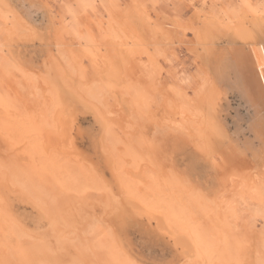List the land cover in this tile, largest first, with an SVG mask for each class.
<instances>
[{
    "label": "rangeland",
    "instance_id": "obj_1",
    "mask_svg": "<svg viewBox=\"0 0 264 264\" xmlns=\"http://www.w3.org/2000/svg\"><path fill=\"white\" fill-rule=\"evenodd\" d=\"M4 1L9 7L0 2V54L3 57L1 59H4L0 63V69L2 70H0V82L2 81V83H0V101L2 102L0 103V110L3 108V110H1L3 114L0 112V117H6L7 115L5 113H13L14 110L16 115H19L17 113L25 111L21 109L18 110L16 106L24 99L25 101H27L29 97H32L29 99H33L31 93L33 88L32 86H30L31 88L29 87L32 82L36 81L34 85L40 88L39 84L44 81L42 83L44 87L40 84L41 88L38 90H41V92L45 91V95L47 97L49 96V98H53L52 93L53 91L55 92L59 86V89L66 86L65 88H69V94L74 95V97L79 96L77 100L81 103V105H84V103L86 104L82 106L83 108H80L83 112L81 110H77L75 112L76 114L74 113L75 115L72 117L73 123L72 125L71 123L68 125L70 128V138L68 141L66 140V142L69 143L68 147H73L75 150L77 148L74 152L78 153L79 151V153L81 152V154H84V156L87 157H85L86 159H92V157H95L96 153L94 152L96 151L94 148L96 144L93 140L96 142L98 141L99 143L103 142L106 147H101L100 150H102L103 153H101V151L99 154H104L105 156L107 155L106 157L109 161H113V164L110 162L112 170H108L106 168L107 165L106 167L104 166L105 164L103 165L105 169L103 166H100L104 169L102 172L104 174L102 175L101 173L99 177L100 179L95 181L96 187H94V185L92 187L94 182L90 184L91 182L85 178H81L80 183H78L75 179L67 181L65 174L62 179L64 180L63 184L65 187L62 186V183V185L60 183H55L53 179L49 178L50 180L47 181V179H44L43 176H41L43 178L41 179L40 175H33L32 179H28L29 177L26 173H22V170L13 166L14 163L12 162V157L14 154H12L13 151L10 150L13 149L12 143L14 142L15 145L17 143L19 146L24 142H20L19 139H22L21 136L15 137L16 134L13 132V129L12 131L10 130L8 133L11 138L7 137L9 141L6 142L5 146H3L4 144L2 143L0 144V153L3 151V153L0 154V172H3L2 177L6 179V183H8L7 185L10 187V191H8L10 194L8 197L7 190L5 189L4 192L2 191L4 194L7 192V195L5 194L6 196L3 197V200L0 199V206L2 205V201H8L11 197V200L8 201L9 204H7L9 206L6 205L8 210H6L9 211V216H11V218L13 217V220H16L15 222L18 224V235L15 236L12 234L14 236L12 237L14 240L9 243V253L12 256L8 257L3 252H0V264L171 263L175 256L178 257L181 254V249L176 247L174 244V237L168 236L165 233L166 231H161L155 227L156 225L153 221L148 223V219L144 215H141L140 217V215L130 212L133 215L132 216L129 212H125V214L120 213V215H118V217L120 216V219H118L116 218L117 215L114 216L116 212H111V208L118 200L126 196L122 193L119 186L121 184V177L122 179L124 177L125 179L128 178L127 180L124 179L125 181L129 180V182L131 181L130 183L134 186L139 188L141 187L140 189H142L141 192L143 193L144 198L153 200H156V198L153 197H157L159 199L163 198L160 200L164 203V206H168V208L173 210H170L172 212L170 215L168 214L169 216H163L164 221H170L173 223L171 225L176 226V224L178 225L177 221L179 220V215H182L181 219L183 218L182 220L185 222V216L180 213V210L175 204L177 196H179L176 195L177 190L175 193L172 192L173 189L169 186L170 181H167V179L171 175L173 176V174L177 177L179 176L178 178L189 186H192L191 191L185 190L183 193L184 196H182V198H178L181 199V203L179 204L180 209L186 208L183 206L187 203L194 208V202L191 199L194 198L196 193H204L203 195H205V197L203 200L205 202L209 197L210 199L208 201L210 203H216L218 207L217 209L219 210L218 212H221L220 208L222 209L223 207L224 209V211L222 209L220 214L221 217L219 216V221L217 223L210 220L212 219L211 214L214 212V210H211L213 207L210 209L208 206H201L202 203L199 206L203 207V209L196 206L197 209L201 208L202 210L198 209L200 211L199 212L195 208V211L192 214L193 217H190L192 224H188L192 226L195 232L197 231L198 234L204 237L208 250H206L205 253L203 252V254H200V257L193 259L192 264H246L244 260H246L247 257L248 261L251 259L250 262L253 261L256 264L257 262L254 261V259H256V255L260 256L262 253L264 254V239H262V235H264V205H261L264 204V201H260L264 198V192L261 191V188L258 185L263 182L259 181L260 183L256 184L253 181H249L250 183H247V181H240L239 183H235V185L237 184L236 188H234V185L232 187L234 190L232 189L231 191L227 190V187H225L226 189L218 187L216 183L217 180L215 179L218 174L216 173L215 175L209 166L210 164L206 163L208 160H206L204 156H202L195 148H191L193 146H191L192 144L189 143V140H193V138L187 134L188 130L185 129L183 132L180 128V121L182 120L181 112H187L188 114H186L191 116L192 119L195 120V123H198V117L201 115L199 118L201 119L205 111V109H203V98L209 93L210 81L206 78L207 76L205 75V71H202L200 68V62L196 58L197 54L195 55L197 49L199 47L201 48V44L206 37H209L205 45L207 48L215 47L218 48V50H221L224 47H228L229 44L226 37L232 32L230 29L241 22L247 26L253 21L264 25V0ZM24 10L27 13H25ZM14 15L19 18L22 17L21 20L19 21L18 18L15 19L16 16L14 17ZM227 32H229V34ZM198 33L202 37L200 35L198 36ZM36 36L38 37V40ZM39 37L41 39H39ZM7 44L11 47L7 46ZM231 45L234 49H236L237 45ZM6 48L10 50H7ZM4 52L9 54L7 55ZM48 56L50 58H48ZM10 58H12V60ZM23 59L27 61L31 60V65H26L27 67L30 66L28 67L29 69H32L30 71L32 74H30L31 78L22 74V71L25 69H21V66L24 64L21 66L20 64L21 62H26ZM205 69L206 67H204L203 70ZM2 72H5L6 77L8 76L6 79L4 78L5 75L4 77L2 76ZM29 79L33 81L31 82ZM5 80H8L9 83L14 82L15 84L12 83V85L7 86L5 84H7L8 81L5 83ZM22 81L24 85L27 83V86H24L25 88H22ZM20 83L22 84V87H20ZM13 84L17 88L18 93L20 91L22 92L19 93L18 96L22 95L21 97H23V94L25 93L24 97L25 95L27 97H23V99L18 97L22 100H18L17 98V101L16 99H13V93L15 94V91H17L15 87H12ZM28 87L30 89H28ZM6 89L12 91V95H8ZM23 89H25V92L22 91ZM26 89H28L29 92ZM135 90L137 92H135ZM26 91L28 93H26ZM140 93L141 95L143 94V97L141 96L142 99H140ZM29 94L31 95L29 96ZM7 96L11 98L9 99ZM6 98H8V100ZM224 98L225 100H223L222 103L223 112L221 113V116L225 118L231 135L235 132V127L238 123L242 125L243 130L239 134L241 146L250 143L255 149L258 148L256 153H260H257V155L259 154L262 156L263 151H261V139L264 135V127L258 134L249 130L250 124L248 120L254 114L253 108L237 93L229 92L224 96ZM16 102L19 103L17 104ZM26 103H28V101L25 102V104ZM12 104L16 106H12ZM24 105L22 106L24 107ZM22 106L20 105V108H22ZM5 107H7L8 111L3 112L6 110ZM17 107H19V105ZM99 110L101 113H99ZM11 113L7 116V119L12 116L11 119L15 120L12 124L15 126L14 123L18 120V117L20 118V116L16 117L15 114L13 115ZM29 113L30 112H28V114ZM77 113H79V115ZM22 114L23 113L20 115ZM96 117H99V119ZM173 118L175 120H173ZM17 123L18 122H16V124ZM174 128H176L177 131L176 129L174 130ZM183 133L187 136L185 134L183 136ZM179 135H182L183 137ZM181 143H183V146ZM132 145L135 151L132 149ZM10 146L12 147L10 148ZM127 146L129 149L125 148ZM120 147L122 148V152L121 150H118ZM130 147L134 152L132 153L135 154V152H137V158H141L140 160L143 161L141 162L139 160L142 164H140L142 168L137 166L136 163V165H133L132 162H135V159H133L134 155L131 156L133 158L129 156L125 157L127 159L124 158V150H128L129 152V150H131ZM100 150L98 149V151ZM6 151L7 154H5ZM117 151L122 154L124 153L123 156L121 153L118 154ZM217 152L216 154L219 156L220 154ZM104 155L103 157H105ZM119 155H121L123 159ZM114 158H118V161L120 160V164L122 163V166L125 167L123 168L124 170L122 176H119V174L116 176L118 178L112 174V172L116 173L117 169L113 160ZM130 158L133 161L129 160ZM248 159H252V164L254 163L253 156L251 154H248ZM96 160L92 159L91 161ZM126 160H129L130 163L128 164L129 161L127 162ZM203 161L205 162L202 163ZM126 162L128 165L124 164ZM238 162V159L233 162L234 165L232 167L237 166ZM24 163L25 165H23L27 167V163ZM196 165L199 166L196 167ZM131 166L137 167V172L141 175L134 174V170L132 169H135V167L133 168ZM190 166H193L192 169H190ZM125 169L129 171H126ZM146 169H148L149 172ZM149 169H151V171H155V174H152L153 171L151 172ZM157 170L159 172L162 170L161 174L164 173V175H161L157 172ZM197 170L200 172H197L199 174L196 173ZM124 172L126 174H124ZM6 174L8 176H6ZM220 174H222V172H220ZM231 174L232 171L229 175ZM227 175L218 176L221 177L220 179L223 181L228 177ZM128 176L136 178L138 181ZM82 179L84 181H82ZM85 181L90 185L85 183ZM167 182L169 183L167 184ZM143 184H146L145 186L148 188H144L145 186L143 187ZM209 184L211 185V189ZM248 184L249 186H252L249 188ZM149 186L151 187L150 191ZM45 187L48 192H46ZM61 188L64 189L61 190ZM53 189H55V192ZM168 190L169 192H167ZM43 192H45V194ZM157 192L159 193L157 194ZM12 195L15 196L13 197ZM238 195L239 198H237ZM55 196L57 197L55 198ZM166 199L168 202H166ZM56 201H59L57 202L58 205H56ZM1 207L2 208L0 209L2 211V209H4V204ZM174 209H176V211ZM225 209H227L228 212ZM176 213H178V216ZM201 213L203 214L201 215ZM246 220L247 222H245ZM0 222H2V220ZM188 222H190L189 218ZM108 223L112 225L114 223L113 226H116V228L113 227L114 234L118 241L117 243H120L122 246L121 248L124 252H121L123 253H113L111 251L108 244L109 241L107 240L110 235H106L108 234L107 232L103 233L104 231L111 229L110 227L112 225H109ZM227 226L230 230L226 228ZM20 227H22V229H20ZM96 228L99 231L102 229L105 230L99 232ZM34 235L37 237L35 238ZM97 236H105L106 241L99 240V237L97 238ZM118 236L120 240H123L120 241ZM216 236L221 237H219L220 242ZM236 237L238 238L234 240ZM243 237L246 239H242ZM238 239L240 241H238ZM215 240L218 241L216 242ZM258 241L260 242L258 243ZM214 242L215 244H213ZM252 242H255L256 244H252ZM61 244H63V246ZM257 244L258 246H262V248L260 247L259 250L256 249L258 248ZM247 248L249 251L246 250ZM242 249L244 250L243 252L241 251ZM176 250L177 252H180L178 253L179 255ZM118 253H120L121 256ZM117 255L119 257H117ZM180 259L177 264L185 262L182 257ZM253 262L250 264H253ZM172 264H176V261L172 262Z\"/></svg>",
    "mask_w": 264,
    "mask_h": 264
},
{
    "label": "bare ground",
    "instance_id": "obj_2",
    "mask_svg": "<svg viewBox=\"0 0 264 264\" xmlns=\"http://www.w3.org/2000/svg\"><path fill=\"white\" fill-rule=\"evenodd\" d=\"M28 1V0H27ZM0 2L3 4H5V1L4 0H0ZM30 2V1H29ZM25 3V2H24ZM28 4V2H27ZM30 4V3H29ZM7 5V4H5ZM32 5V3H31ZM30 5V6H31ZM34 5V4H33ZM1 6V5H0ZM8 6V5H7ZM13 6V5H12ZM27 6V5H26ZM9 7V6H8ZM13 8V7H12ZM11 9V8H9ZM26 9V8H24ZM25 12V10H24ZM27 13V12H25ZM24 13V14H25ZM16 15H14L15 17ZM13 17V16H12ZM21 17V16H20ZM28 17V16H27ZM19 19V21L21 20V18H19L18 16L15 17V19ZM14 19V18H12ZM26 19V18H25ZM141 21V20H140ZM147 22V21H146ZM262 22V21H261ZM14 23V22H13ZM23 23V22H22ZM26 23V22H24ZM31 24V23H30ZM143 24V23H142ZM29 25V24H28ZM33 25V24H31ZM35 27V26H34ZM143 27V26H142ZM141 27V28H142ZM28 29V28H27ZM33 29V27H32ZM38 29V28H37ZM36 29V30H37ZM143 29V28H142ZM44 30V29H43ZM202 30V29H201ZM232 32L229 34V32H227L229 35H227V39H228V44L229 46L228 47H224L223 49L221 50H218V48H215V47H205L206 43H207V40L209 39V37H206L204 39V41L202 42V46L201 48L199 47L197 49V52L195 53V55L197 56L196 58L198 59V61L200 62V68L202 71H205V75L207 76L206 78L210 81V89H209V93L206 94L207 96H205L203 98V106L205 109L204 111V115H202L201 119L200 116L198 117V123H195L194 119H192L191 116L187 115L188 113L187 112H181L182 113V120L180 121V128L183 130L186 129L188 130L187 134H189V136L191 138H193V140H189V143L192 144L191 148H195L202 156H204L206 158V160H208V162H206L207 164H210L209 166L211 167L212 171L215 173L218 174V175H227L228 173V177L222 181V179H220L221 177H219L218 175L215 177V179L217 180V186L218 187H221V188H225L227 187V190L231 191L233 188V186L235 185V183H239L240 181L242 182H246L247 183H250L249 181H253L255 182L256 184L260 183L259 181H262L263 183L261 184H258L261 188V191L264 192V135L262 137V156L261 155H257V153H260V152H257L256 151L258 150V148H254L250 143L244 145V146H241L240 144V139H239V134L241 133V131L243 130V126L240 125L239 123L237 124V126L235 127L236 130L235 132L233 133V135H231L230 131H229V128H228V125L226 124V121H225V118H223L221 116V113L223 112V108H222V103H223V100H225L224 96L227 95L229 92H232V93H237L242 99H244L245 101L248 102V104L253 108L254 110V114L252 117H250V119L248 120L250 126H249V130L253 131L254 133L258 134L261 129L264 127V25H261L259 23H256V22H252V23H249V25L247 26L246 24L244 23H240L238 25H236L235 27H233L232 29ZM229 30V31H230ZM98 31V30H97ZM195 31V30H194ZM51 32V31H49ZM199 32V31H198ZM33 34V32H32ZM37 34V33H36ZM42 34V33H41ZM40 34V35H41ZM39 35V36H40ZM200 34L198 33V36ZM203 35V34H202ZM210 35V34H209ZM223 35V34H222ZM38 36V35H37ZM36 36V37H37ZM196 36V35H195ZM201 36V35H200ZM205 36V35H204ZM203 36V37H204ZM217 36V35H216ZM30 37V36H28ZM32 37V36H31ZM42 37V36H41ZM46 37V35H45ZM202 37V36H201ZM200 37V38H201ZM214 37V36H213ZM221 37V36H220ZM10 38V37H9ZM12 38V37H11ZM137 38V37H136ZM217 38V37H216ZM224 38V36H223ZM36 39V38H35ZM39 39H41L39 37ZM50 39V38H49ZM215 39V37H214ZM222 39V38H221ZM11 40V39H9ZM37 40H38V37H37ZM216 40V39H215ZM218 40V39H217ZM4 41V40H3ZM53 41V40H52ZM201 41V40H200ZM11 42V41H10ZM22 42V41H21ZM32 42V41H31ZM44 42V41H43ZM50 42V40H49ZM198 42V41H197ZM212 42V41H210ZM227 42V41H226ZM13 43V42H12ZM27 43V42H26ZM53 43V42H52ZM209 43V42H208ZM195 44H196V41H195ZM213 44V43H212ZM222 44V43H221ZM224 44V43H223ZM231 44H235L237 45L236 49L233 48V46ZM3 45V44H2ZM18 45V44H17ZM225 45V44H224ZM234 45V47H235ZM241 45H242V48H241ZM7 46H9L7 44ZM6 46V47H7ZM22 46V45H21ZM41 46V45H40ZM47 46V45H46ZM196 46V45H195ZM211 46V45H209ZM215 46V44H214ZM220 46V45H219ZM226 46V45H225ZM11 47V46H9ZM45 48V47H44ZM7 50H10L8 48H6ZM5 49V50H6ZM20 49V48H19ZM6 50V51H7ZM22 50V49H21ZM48 50V49H47ZM39 51V50H38ZM159 51V50H158ZM196 51V50H195ZM12 52V51H11ZM16 52V51H15ZM20 52V51H19ZM24 52V50H23ZM3 53V52H1ZM5 53V52H4ZM5 54H9V53H5ZM19 54V53H18ZM43 55V54H42ZM45 55V54H44ZM19 56V55H18ZM25 56V55H24ZM10 57V56H9ZM22 57V56H21ZM30 57V56H29ZM53 57V55H52ZM58 57V56H57ZM1 58H3L0 54V63L1 61H3ZM5 58V56H4ZM40 58V57H39ZM48 58H50L48 56ZM12 60V58H10ZM16 59V58H15ZM6 60V59H5ZM20 60V58H19ZM25 60V59H23ZM22 61V59H21ZM26 61V62H25ZM23 62L25 63H22L20 64V66L22 64L25 65H22L21 66V69H25L22 71V74L26 75V76H30L31 74V68L29 69L28 67L30 66H26L27 64L28 65H31V60L30 61H27L25 60ZM46 61V60H44ZM14 62V61H13ZM18 62V61H17ZM47 62V61H46ZM52 62V61H51ZM5 63V61H4ZM9 63L11 64V62L9 61ZM71 63V62H69ZM9 64V65H10ZM18 64V63H16ZM2 65V64H1ZM12 65V64H11ZM33 65V64H32ZM52 65V64H51ZM55 65V64H54ZM4 66V65H3ZM40 66V65H39ZM50 66V65H48ZM56 66V65H55ZM72 66V65H71ZM2 67V66H1ZM13 67V66H11ZM36 67V65H35ZM204 67H206L205 70ZM5 68V67H4ZM2 68V69H4ZM8 68V67H7ZM15 68V67H13ZM56 68V67H55ZM53 68V69H55ZM61 68V67H60ZM12 69V68H11ZM17 69V67H16ZM48 69V68H47ZM1 70V69H0ZM20 70V69H19ZM39 70V69H38ZM67 70V69H66ZM2 71V70H1ZM0 71V72H1ZM18 71V70H17ZM117 71V70H115ZM34 72V71H32ZM40 72V71H39ZM43 72V70H42ZM3 73V77L5 75V72H2ZM18 73V72H17ZM21 73V72H20ZM37 73V72H36ZM118 73V72H117ZM54 74V72H53ZM56 74V73H55ZM32 75V74H31ZM59 75V74H58ZM67 75V74H66ZM118 75V74H117ZM203 75V73H202ZM10 76V74H9ZM22 76V75H21ZM36 76V75H35ZM55 76V75H54ZM61 76V75H60ZM120 76V75H119ZM8 77V76H7ZM6 75H5V79L7 78ZM18 77V75H17ZM1 78V77H0ZM10 78V77H9ZM8 78V79H9ZM19 78V77H18ZM59 78V77H58ZM64 78V77H63ZM69 78V77H68ZM11 79V78H10ZM9 79V81H10ZM60 79V78H59ZM2 80V79H1ZM12 80V79H11ZM18 80V79H17ZM21 80V79H20ZM31 82L33 80L29 79ZM42 80V79H41ZM62 80V79H61ZM6 81L8 80H5V83ZM8 83L5 84L7 86L9 85H12V83ZM27 81V80H26ZM39 81V80H38ZM38 81H37V84H38ZM59 81V80H58ZM67 81V80H66ZM75 81V80H74ZM11 82V81H10ZM25 82V81H24ZM28 82V81H27ZM30 82V83H31ZM36 82V81H35ZM35 82H32L30 86H32L33 90H32V96H33V99H29V98H32V97H29L27 99L28 103L25 104V99H23L24 97V94H23V97H21L22 95L18 96L19 93H22L21 91L18 93V90L17 88L15 87V83L13 84L12 87H15L17 91H15V94L13 93L14 97L13 99H16L17 101V98L18 97H21V98H18V100H22L21 103H17L19 105V107H17L16 105L12 104V106H16V108H18V110H25L24 112H21L23 113L22 115H20L21 113H17L19 115H16L15 114V110L13 113L11 112H8L9 114H15L16 117L17 116H20V118L18 117L16 120V122H18L16 124V122L14 123L15 126L12 124L15 120H12L11 117L9 119H7L8 115L7 113H5L7 116L3 117L2 116V112L1 110H3V108L0 110V112L2 113L1 116L2 118L0 117V144H4L3 146L6 145V142H8V138L7 137H10V134L8 133L10 130L12 131L13 129V132H15L16 136H21L22 139H19L20 142H24L22 143V145H19L16 143L13 144V149H10L8 151L12 152V154H14V156L12 157V162L14 163L13 166L16 167V168H19V170H22V173H26V175L29 177L28 179H32L33 175H40L43 176L44 179H47V181H49L50 179H53V181L55 183H64L62 180L63 179V175L65 174V176L67 177V181L69 180H76L78 183H80L81 181V178H85L86 180H89L92 184L94 182V184H92V187L94 185V187H96L95 185V181H97L98 179H100V174L104 171L106 165H107V169L108 170H112L111 169V166L110 165V162H112L111 164H113V161H109V159L105 156L103 157V155H100L99 152H101L102 150L101 147H106L104 146V143L103 142H96L93 140V142H95V150L94 152L95 153V157L92 159L96 160V161H91L92 159H86L87 157L84 156V154H81V152L78 153L77 152H74L75 149L72 148H69L68 147V144L66 142V140L68 141L69 138H70V128H69V124L73 123V116L76 114L75 112L77 110H81L80 108H83L82 106L86 105L84 103V105L81 103H79V101L77 100V98L79 97H74V95L72 94H69L68 90L69 88H65V87H62L59 89V87L57 88V90L53 93H52V97L53 98H49V96L47 97L45 95V91L44 92H41V90H38L41 88L40 84H42L43 82H41L39 84V87L38 86L36 87V85H34ZM40 82V81H39ZM62 82V81H60ZM2 83V81L0 82ZM4 83V82H3ZM17 83V82H16ZM21 84V83H20ZM22 84H23V81H22ZM22 84L20 87H22ZM27 84V83H26ZM24 85L23 84V87L22 88H25L24 86H27V85ZM48 84V83H46ZM65 84V83H64ZM63 84V85H64ZM73 84V83H72ZM18 85V84H17ZM49 85V84H48ZM47 85V86H48ZM60 85V84H59ZM50 86V85H49ZM2 87V86H1ZM28 87V89H30ZM42 87L43 84H42ZM57 87V86H56ZM54 87V88H56ZM6 88V86H5ZM4 88V89H5ZM52 88V87H51ZM10 89V88H9ZM11 89H14V88H11ZM20 89V88H19ZM26 89V90H28ZM73 89H74V86H73ZM7 90V89H6ZM21 90V89H20ZM25 89H23L22 91H24ZM50 90V89H48ZM72 90V89H70ZM79 91V90H77ZM95 91V90H94ZM6 92V91H5ZM8 92V95L11 94L12 95V91H9L7 90ZM25 92V91H24ZM29 92V90H28ZM26 91V93H28ZM48 92V91H47ZM135 92H137L135 90ZM183 92V91H182ZM17 93V94H16ZM73 93V92H72ZM76 93V92H75ZM74 94V93H73ZM187 94V93H185ZM31 94H29L30 96ZM138 95V94H137ZM143 95V94H142ZM141 93H140V99L141 98ZM76 96V94H75ZM139 96V95H138ZM222 96H223V99H222ZM4 97V96H3ZM8 97V96H7ZM25 97H27L25 95ZM24 97V98H25ZM143 97V96H142ZM9 99L11 97H8ZM8 98H6L8 100ZM89 98V97H88ZM190 98V97H189ZM5 99V97H4ZM41 99V100H40ZM138 100H139V97H138ZM11 101V100H10ZM9 101V103L11 104V102ZM30 101V102H29ZM83 101V100H82ZM13 102V101H12ZM15 102V101H14ZM89 102V101H88ZM0 103H2L0 101ZM15 103V104H16ZM25 105H24V104ZM207 103V104H206ZM4 105V104H3ZM2 105V106H3ZM20 105H24V107L22 106V108H25V109H22L20 108ZM90 105V104H89ZM92 105V104H91ZM198 106V105H197ZM4 107V106H3ZM196 107V106H195ZM202 107V106H201ZM6 110L3 111V112H6L8 111L7 110V107H5ZM15 108V107H13ZM98 109V108H97ZM17 110V109H16ZM85 110V109H84ZM88 110V108H87ZM82 111V110H81ZM93 111V110H92ZM95 111V110H94ZM18 112V111H17ZM20 112V111H19ZM28 112H30L28 114ZM83 112V111H82ZM85 112V111H84ZM96 112V111H95ZM226 112V111H224ZM75 113V114H74ZM99 113H101V111L99 110ZM187 113V114H186ZM25 114V115H24ZM79 115V113H77ZM92 114V112H91ZM224 114V113H223ZM222 114V115H223ZM24 115V116H23ZM100 115V114H99ZM97 115V116H99ZM226 115V114H225ZM96 116V115H95ZM101 116V115H100ZM105 116V115H104ZM195 116V115H193ZM94 117V116H93ZM102 117V116H101ZM95 118V117H94ZM97 118V117H96ZM99 119V117L97 118ZM173 120H175L173 118ZM102 121V120H101ZM236 121V120H235ZM77 122V121H76ZM174 122V121H173ZM241 122V121H240ZM237 123V122H236ZM94 124V123H93ZM176 124V123H175ZM242 126V127H241ZM71 127V126H70ZM106 127V126H105ZM179 127V126H177ZM176 127V128H177ZM100 128V127H99ZM125 128V127H124ZM169 128V127H168ZM174 128V130L176 129ZM178 129V128H177ZM176 129V131H177ZM170 130V129H169ZM90 131V130H89ZM175 131V132H176ZM180 131V130H178ZM79 132V131H78ZM83 133V132H82ZM182 133V132H181ZM98 134V133H97ZM179 134V133H178ZM185 133H183L182 135L184 136ZM13 135V134H12ZM87 135V134H86ZM182 135H179V136H182ZM186 135V134H185ZM101 136V135H100ZM182 136V137H183ZM187 136V135H186ZM6 137V138H4ZM14 137V138H15ZM110 137V136H109ZM11 138V137H10ZM190 138V139H191ZM72 139V138H71ZM127 139V137H126ZM182 139V138H181ZM187 139V138H186ZM74 140V139H73ZM176 140V139H175ZM100 141V140H99ZM74 142V141H73ZM178 142V141H177ZM108 143V142H107ZM105 143V144H107ZM182 146H183V143H181ZM11 145V143H10ZM108 145V144H107ZM188 145V144H187ZM249 145V146H248ZM131 146V145H130ZM12 146H10L11 148ZM71 147V146H70ZM109 147V146H108ZM133 147V145H132ZM160 147V146H159ZM178 147V146H177ZM180 147V146H179ZM1 148V146H0ZM8 148H9V145H8ZM111 148V147H109ZM127 149V147H125ZM98 149L100 151H98ZM118 149V148H117ZM122 148L120 147V149L118 150H121ZM124 149V148H123ZM131 149V147H130ZM134 149V147L132 148ZM131 149V150H132ZM4 150V149H3ZM70 150V151H68ZM77 150V148H76ZM75 150V151H76ZM105 150V148H104ZM111 150V149H110ZM129 150H124L125 151V154H124V158L125 157H131L133 159H135V162L130 158L129 160L133 161V165L136 163L137 166H140L141 167V162H143L142 160H140L141 156L139 157L140 159L137 158V152H135V154H133V150L131 151ZM195 150V151H196ZM260 150V149H259ZM5 151V150H4ZM135 151V149H134ZM184 151V150H183ZM218 151V152H217ZM93 152V151H92ZM122 152V150H121ZM120 152V153H121ZM133 152V153H132ZM140 152V151H139ZM175 152V151H174ZM180 152V151H179ZM217 153H219L220 155L218 156ZM3 153V151H2ZM0 153V154H2ZM103 153V151L101 152ZM112 153V152H111ZM118 154H120L118 151H117ZM130 153V154H129ZM7 154V151L6 153ZM122 154V153H121ZM122 154V156H123ZM179 154V153H178ZM248 154H251L253 156V164H252V159L249 160L248 159ZM11 155V154H10ZM8 155V156H10ZM141 155V153H140ZM171 155V154H170ZM177 155V154H176ZM191 155V154H190ZM194 155V154H193ZM121 156V155H119ZM121 156V157H122ZM139 156V155H138ZM7 157V156H6ZM86 157V158H85ZM109 157V156H108ZM114 157V156H113ZM112 157V158H113ZM117 157V156H116ZM195 157V155H194ZM1 158V157H0ZM120 158V157H119ZM200 158V157H199ZM259 158H262V159H259ZM108 159V160H107ZM111 159V158H110ZM123 159V157H122ZM127 159V158H125ZM124 159V161H125ZM170 159V158H169ZM193 159V157H192ZM197 159V158H196ZM195 159V160H196ZM239 160L237 166H234L232 167L234 164L233 162H235L236 160ZM114 160V163L117 167L116 169V173H113V176H117L119 174V176H122L123 174V167L122 166V163L120 164V160L118 161V158L117 159H113ZM128 160V161H129ZM141 162H140V161ZM205 160V159H204ZM127 161V160H126ZM127 161V162H128ZM192 161V160H191ZM250 161V162H249ZM26 162L28 165L27 167H25V163ZM90 162V163H89ZM109 162V163H108ZM122 162V161H121ZM124 163V164H127ZM199 162H200V159H199ZM205 161H203L202 163H204ZM8 163V161H7ZM130 163V161L128 162V164ZM241 163V164H240ZM244 163V164H243ZM24 164V165H23ZM105 164V165H104ZM127 164V165H128ZM135 164V165H136ZM141 164V165H140ZM196 164V163H195ZM199 164V163H198ZM206 164V165H207ZM105 167H104V166ZM191 165V163H190ZM203 165V164H202ZM205 165V166H206ZM100 166H103L104 169ZM189 166V165H188ZM194 166V165H193ZM193 166H190L192 169ZM199 166V165H198ZM196 165V167H198ZM207 166V167H209ZM1 167V165H0ZM24 167V169H23ZM90 167V168H88ZM133 167V166H131ZM135 167V166H134ZM133 167V168H134ZM147 167V166H146ZM206 167V168H207ZM9 168V167H8ZM127 168V167H126ZM137 167H135L136 169ZM139 168V167H138ZM149 168V166H148ZM187 168V167H186ZM195 168V167H194ZM205 168V167H204ZM129 169V168H128ZM135 169H132L134 170V174H140L137 172V169L135 171ZM156 169V168H155ZM201 169V168H200ZM126 171H129L127 169H125ZM143 170V169H142ZM148 171V169H146ZM151 171V169H149ZM189 170V169H188ZM187 170V171H188ZM194 170V169H193ZM202 170V169H201ZM200 170V171H201ZM6 171V170H5ZM125 171V172H126ZM139 171V169H138ZM145 171V169H144ZM143 171V172H144ZM153 171V170H152ZM151 171V172H152ZM172 171V170H171ZM190 171V170H189ZM210 171V170H208ZM232 171V174L229 175V173ZM18 172V171H17ZM128 173V172H126ZM132 172V171H131ZM149 172V171H148ZM155 171L152 172V174H155L154 173ZM157 172H159L157 170ZM199 172L198 170L196 171V173ZM212 172V173H213ZM220 172H222V174H220ZM3 173V172H2ZM2 173L0 172V199L3 200V197L7 195V192L10 191L8 187L9 185H7L8 183H6V179L4 177H2ZM142 173V172H141ZM160 174L162 173V170L161 172H159ZM158 173V174H159ZM174 173V171H173ZM192 173V172H191ZM190 173V174H191ZM195 173V172H194ZM200 173V172H199ZM197 173V174H199ZM5 174V173H4ZM104 173H102L103 175ZM130 174V173H129ZM133 174V175H134ZM146 174V173H145ZM172 174V173H171ZM170 174V175H171ZM183 174V173H182ZM193 174V173H192ZM128 175V174H127ZM126 175V176H127ZM141 175V174H140ZM144 175V174H142ZM147 175V174H146ZM161 175H164L161 174ZM168 175V176H170ZM181 175V174H180ZM6 176H8L6 174ZM136 176V175H135ZM145 176V175H144ZM153 176V175H152ZM166 176V175H165ZM130 177V176H128ZM141 177V176H140ZM150 177V176H148ZM159 177V176H158ZM179 177V176H178ZM176 175L173 174V176L171 175L167 181H170V185L171 186L170 188L173 189L172 192L175 193V191L177 190V194L176 195H179L177 196V200L175 201V204L177 206V208L180 210V213H182L185 218H186V221L184 222L182 219H181V216L179 215V220L177 221L178 222V225L176 224V226H173L171 224L170 221H164V218L163 216L164 215H170L171 212L173 211L172 209L168 208V206H164V203L160 200V199H163V198H157V197H153V198H156V200H153V199H147V198H144L143 196V193L141 192L142 189H140L139 187H136L134 186L133 184H131L128 181H125L127 179H125L123 177H121V184L119 185L120 186V189L122 190V193L125 194L126 196L125 197H122L120 200H118L114 206H112V211L111 212H116L114 216H116V218L120 219L118 217V215H120V213L122 214H125L126 213H136V215H144L148 220V223H151V221H153L155 223V227H157L159 230L161 231H166L165 233L170 236V237H174V244L176 247H178L179 249H181V254L179 255L178 253L180 252H177V254L179 255L178 257L175 256V260L173 259L172 262H175L176 261V264L178 262V260L182 257L184 259L185 262H183L184 264H192V260L197 258V257H200L199 255L200 254H203V252L205 253L207 249L206 247V241L204 240V237H202L200 234L197 233V231L195 232V230L192 228L191 225H189L188 223L192 224L191 222V219L190 217H193L192 214L194 213L195 211V208L196 206H199L201 203V206H208L210 209L211 207H213V209L211 210H214V212H212L211 214V218L210 219L211 221L213 220V222H217L218 223V219H219V216L222 212V209L220 208L221 212H218L219 210L217 209V205L216 203H210L208 200L210 199L208 197V199H206V202L203 200L205 195L201 194V193H196V195L194 196V198H190L193 202H194V208L192 206H190L188 203L183 206V207H186L184 209H180V203H181V199H178V198H182V196H184V192L185 190H188V191H191L192 189V186H189L188 184H186L185 182H183L182 180H180ZM41 177V179H43ZM50 178V179H49ZM118 178V177H116ZM120 178V177H119ZM132 179H136V178H133V177H130ZM165 178V177H164ZM210 178V176H209ZM26 179V178H25ZM66 179V178H65ZM82 179V181H84ZM93 181H92V180ZM103 179V178H102ZM125 179V180H124ZM131 179V180H132ZM145 179V178H144ZM149 179V178H148ZM151 179V178H150ZM212 179V178H211ZM215 179H214V182H215ZM105 180V179H104ZM137 180V179H136ZM166 180V179H165ZM52 181V180H51ZM88 181V182H89ZM118 181V180H117ZM138 181V180H137ZM150 181V180H149ZM158 181V180H157ZM160 181V180H159ZM8 182V181H7ZM41 182V181H39ZM66 182V181H65ZM119 182V181H118ZM119 182V183H120ZM141 182V181H140ZM139 182V183H140ZM153 182V181H152ZM23 183V182H22ZM50 183V182H49ZM72 183V182H71ZM77 183V184H78ZM83 183V182H82ZM85 183H87L85 181ZM117 183V182H116ZM143 183V182H142ZM169 182H167L168 184ZM246 183V184H247ZM252 183V182H251ZM51 184V183H50ZM61 184V185H62ZM68 184V183H67ZM88 184V183H87ZM88 184V185H90ZM147 184V182H146ZM145 184V185H146ZM253 184V183H252ZM136 185V184H135ZM139 185V184H138ZM143 184V187L145 186ZM210 185V184H209ZM237 185V184H236ZM236 185L234 186V188H236ZM251 185V184H250ZM16 186V185H15ZM53 186V185H52ZM63 187L64 184L62 185ZM118 186V187H119ZM141 186V184H140ZM148 186V184H147ZM147 186H145L144 188H148ZM151 186V185H150ZM149 186V191L151 189V187ZM168 186V187H169ZM242 186V185H241ZM244 186V184H243ZM249 186V184H248ZM252 186V185H251ZM249 186V188L251 187ZM55 187V185H54ZM142 187V188H143ZM155 187V185H154ZM213 187V186H212ZM215 187V185H214ZM32 188V187H31ZM58 188V187H57ZM106 188V187H105ZM7 190V192L4 194V190ZM64 189V188H61V190ZM119 189V190H120ZM210 189H211V185H210ZM216 189V187H215ZM226 189V188H225ZM45 190L46 192L47 189L45 187ZM54 192H55V189H53ZM57 190V189H56ZM146 190V189H145ZM170 190V189H169ZM169 190L167 192H169ZM234 190V189H233ZM236 190V189H235ZM238 190V189H237ZM3 191V192H2ZM16 191V190H15ZM18 191V190H17ZM43 191V190H42ZM41 191V192H42ZM58 191V190H57ZM60 191V190H59ZM147 191V190H146ZM148 191V192H149ZM154 191V190H153ZM160 191V190H159ZM253 191V190H252ZM14 192V191H13ZM12 192V193H13ZM21 192V191H20ZM217 192V191H215ZM238 192V191H237ZM11 193V194H12ZM18 193V192H17ZM32 193V192H31ZM45 194V192H43ZM153 193V192H152ZM155 193H156V190H155ZM159 192H157L158 194ZM161 193V192H160ZM171 193V192H170ZM213 193V192H212ZM231 193H234V192H231ZM9 192H8V197H9ZM20 194V193H19ZM168 194V193H167ZM183 194V195H182ZM236 194V193H234ZM25 195V194H24ZM57 195V194H56ZM147 195V194H146ZM154 195V194H152ZM161 195V194H159ZM186 195V194H185ZM213 195V194H212ZM229 195H230V192H229ZM233 195V194H232ZM253 195V194H252ZM13 196V195H12ZM15 196V195H14ZM13 196V197H14ZM46 196V195H45ZM49 196V195H48ZM173 196V195H172ZM209 196V195H207ZM243 196V195H242ZM255 196V195H253ZM257 196V195H256ZM7 197V198H8ZM57 196H55L56 198ZM147 197V196H146ZM149 197V196H148ZM160 197V196H159ZM163 197V196H161ZM174 197V196H173ZM228 197V196H227ZM231 197V196H230ZM6 198V199H7ZM119 198V197H118ZM165 198V197H164ZM171 198V197H170ZM175 198V197H174ZM207 198V197H206ZM232 198V197H231ZM239 198V195L238 197ZM253 198V197H252ZM255 198V197H254ZM5 199V198H4ZM13 199V198H12ZM16 199V198H15ZM47 199V198H46ZM186 199V198H185ZM189 199V198H188ZM259 199V198H258ZM0 200V202H1ZM8 200V199H7ZM9 200H11V197L9 198ZM8 200V201H9ZM106 200V199H105ZM113 200V198H112ZM184 200V199H183ZM190 200V201H191ZM215 200V199H214ZM8 201H2V205L4 204V209H0V221L2 220V222H0V252H3L6 256L10 257L12 256L9 252V243L11 241H13L14 239L12 237H14L12 234H14L15 236L18 235V227H17V223L15 222L16 220H13V217L11 218V216H9L8 212L7 211V204ZM36 201V200H35ZM233 201V200H231ZM255 201V200H254ZM260 201H264V198L263 200H260ZM27 202V201H26ZM59 202V201H56V203ZM61 202V201H60ZM166 202L167 199H166ZM165 202V203H166ZM183 202V201H182ZM185 202V201H184ZM187 202V201H186ZM195 202H196V205H195ZM105 203V202H104ZM264 203V202H263ZM60 204V203H59ZM65 204V203H64ZM169 204V203H167ZM174 204V205H175ZM192 204V203H191ZM235 204V203H234ZM261 204V202H260ZM1 205V206H2ZM7 205V206H6ZM12 205V204H11ZM58 205V203L56 204ZM171 205V204H170ZM247 205V204H246ZM261 205H264V204H261ZM0 206V208H2ZM37 206V205H36ZM199 206V207H201ZM226 206V205H225ZM6 207V208H5ZM13 207V206H12ZM48 207V206H47ZM60 207V206H59ZM58 207V208H59ZM166 207V208H164ZM232 207V206H231ZM230 207V208H231ZM251 207V206H249ZM104 208V207H103ZM189 208V209H188ZM203 209V207H201ZM199 209V210H202V209ZM227 208V207H226ZM7 209V210H6ZM110 209V208H109ZM197 209V208H196ZM197 209V210H198ZM247 209V208H246ZM258 209V208H257ZM46 210V209H45ZM48 210V209H47ZM172 210V211H170ZM176 211V209H174ZM198 210V211H199ZM227 210V209H225ZM239 210V209H238ZM259 210V209H258ZM119 211V212H117ZM124 211V212H123ZM193 211V212H192ZM217 211V212H216ZM224 211V209H223ZM45 212V211H44ZM105 212V211H104ZM110 212V214H111ZM200 212V211H199ZM210 212V210H209ZM216 212V213H215ZM228 212V210H227ZM258 212V211H257ZM51 213V212H50ZM49 213V214H50ZM66 213V212H65ZM109 213V211H108ZM130 213V214H131ZM211 213V212H210ZM225 213V212H224ZM247 213V211H246ZM264 213V211H263ZM12 214V213H10ZM48 214V213H47ZM177 216H178V213H176ZM175 214V215H176ZM203 213H201L202 215ZM250 214V213H249ZM57 215H60V214H57ZM107 215V214H106ZM132 215V214H131ZM135 215V214H134ZM168 215V216H169ZM173 215V214H172ZM209 215V214H208ZM227 215V213H226ZM109 216V215H108ZM133 216V215H132ZM247 216V215H246ZM56 217V216H55ZM143 217V216H142ZM190 220V222H188V218ZM205 217V216H204ZM221 217V216H220ZM48 218V217H47ZM108 218V217H107ZM112 218V216H111ZM167 218V217H166ZM175 218V217H174ZM252 218V217H251ZM49 219V218H48ZM104 219V218H103ZM115 219V217H114ZM117 219V220H118ZM129 219V218H128ZM209 219V217H208ZM225 219V218H223ZM233 219V218H232ZM4 220V222H3ZM22 220V219H21ZM113 220V219H112ZM111 220V221H112ZM238 220V219H237ZM248 220V218H247ZM247 220L245 222H247ZM254 220V219H252ZM251 220V221H252ZM115 221V220H114ZM124 221V220H123ZM122 221V222H123ZM131 221V220H130ZM138 221V220H137ZM207 221V220H205ZM210 221V222H211ZM249 221V222H251ZM20 222V221H19ZM108 222V221H107ZM118 222V221H116ZM209 222V223H210ZM52 223V222H51ZM55 223V222H54ZM63 223V222H62ZM115 223V222H114ZM113 223V225H114ZM131 223V222H130ZM196 223V222H195ZM200 223V222H199ZM224 223V222H223ZM226 223V222H225ZM241 223V222H240ZM252 223V222H251ZM53 224V223H52ZM61 224V222H60ZM109 224V223H108ZM124 224V223H123ZM132 224V223H131ZM137 224V223H136ZM214 224V223H213ZM244 224V222H243ZM109 225H112V224H109ZM111 226L110 230L108 231H104L103 233L107 232L108 234L106 235H110L109 239H107L109 241V247L111 248V251L114 253H117V252H121L123 251V249L121 248V244L120 243H117V239H116V236L114 234V228H116V226ZM217 225V224H216ZM219 225V224H218ZM224 225V224H223ZM222 225V226H223ZM231 225H232V222H231ZM60 226V225H59ZM108 226V225H107ZM221 226V225H220ZM226 226V225H225ZM57 227V226H55ZM61 227V226H60ZM114 227V228H113ZM151 227V226H150ZM142 228V226H141ZM228 228V226L226 227ZM238 228V227H237ZM264 228V227H263ZM20 229H22V227H20ZM97 229V228H96ZM119 229V228H118ZM144 229V228H143ZM214 229H215V226H214ZM217 229V228H216ZM229 229V228H228ZM24 230V229H23ZM22 230V231H23ZM102 230H105V229H102ZM102 230H98L99 232H101ZM121 230V229H120ZM158 230V231H159ZM230 230V229H229ZM252 230V229H251ZM254 230H255V227H254ZM111 233H110V232ZM117 231V229H116ZM115 231V232H116ZM145 231V230H144ZM160 231V232H161ZM206 231V230H205ZM216 231V230H215ZM218 231V230H217ZM245 231V230H244ZM149 232V231H148ZM230 232V231H229ZM253 232V231H252ZM258 232V231H257ZM96 233V232H94ZM118 233V232H117ZM207 233V232H206ZM256 233V232H255ZM261 233V232H260ZM98 234V233H97ZM112 234V235H111ZM119 234V233H118ZM220 234V233H219ZM36 235V234H35ZM34 235V237H35ZM101 235V234H100ZM173 235V236H172ZM221 235V234H220ZM233 235V234H232ZM244 235V234H243ZM257 235V234H255ZM28 236V235H27ZM112 236H113V239H112ZM224 236V235H223ZM242 236V235H241ZM245 236V235H244ZM260 236V235H259ZM264 239V235H262ZM33 237V238H34ZM37 237V236H36ZM35 237V238H36ZM92 237H93V233H92ZM92 237H90L91 239H93ZM95 237V236H94ZM99 236H97L98 238ZM211 237V236H209ZM217 237V236H216ZM220 237V236H219ZM219 237L218 240H219ZM225 237V236H224ZM234 237V236H233ZM96 238V239H97ZM105 236H100L99 237V240H105ZM157 238V237H156ZM214 238V237H213ZM221 238V237H220ZM238 237L234 238L237 239ZM239 238L241 239V237L239 236ZM247 238V236H246ZM245 238V239H246ZM250 238V237H249ZM256 238V236H255ZM118 239L120 240L119 236H118ZM160 239V238H159ZM232 239V238H231ZM244 239V237L242 238ZM244 239V240H245ZM248 239V238H247ZM251 239V238H250ZM257 239H260V238H257ZM123 240V239H121ZM120 240V241H121ZM217 240V241H218ZM252 240V239H251ZM250 240V241H251ZM214 241V239H213ZM216 241V240H215ZM216 241V242H217ZM225 241V240H224ZM238 241H240L238 239ZM249 241V239H248ZM253 241V240H252ZM255 241V239H254ZM261 241V240H260ZM258 241V243L260 242ZM220 242V240H219ZM235 242V241H234ZM263 242V241H262ZM212 243V242H211ZM240 243V242H239ZM215 244V242L213 243ZM216 244H220V243H216ZM228 244V243H227ZM234 244V243H232ZM243 244V243H242ZM251 244V242H250ZM252 244H256L255 242ZM38 245V244H37ZM63 246V244H61ZM245 245V244H244ZM50 246V245H49ZM55 246V245H54ZM224 246V245H223ZM228 246V245H227ZM249 246V245H248ZM247 246V247H248ZM252 246V245H250ZM258 246V244H257ZM126 247V246H125ZM219 247V246H218ZM233 247V246H232ZM236 247V246H235ZM262 248V246H258V249L259 248ZM264 247V245H263ZM241 248V246H240ZM225 249V248H224ZM223 249V250H224ZM229 249V248H228ZM251 249V247H250ZM253 249V247H252ZM255 249V248H254ZM64 250V249H63ZM239 250V249H237ZM246 250L249 251V249L247 248ZM263 250V249H261ZM210 251V250H209ZM226 251V250H225ZM242 252L244 251L243 249L241 250ZM253 251V250H252ZM250 251V252H252ZM22 252V251H21ZM124 252V251H123ZM121 252V253H123ZM211 252V251H210ZM264 252V251H263ZM245 253V252H244ZM256 253V252H254ZM253 253V254H254ZM262 253V252H260ZM259 253V254H260ZM2 254V253H1ZM120 255V253H118ZM237 254V253H235ZM239 254V253H238ZM246 254V253H245ZM244 254V256H245ZM252 254V253H251ZM258 254V252H257ZM263 254V253H262ZM261 254V255H262ZM124 255V254H123ZM176 255V254H175ZM240 255V254H239ZM248 255V254H246ZM259 256V255H256V259H254V261H256L257 263L256 264H263V261H264V254L262 256ZM121 256V255H120ZM205 256V255H204ZM209 256V254H208ZM252 256V255H251ZM255 256V255H253ZM116 257V256H115ZM117 257H119L117 255ZM202 257V256H201ZM212 257V256H210ZM247 257V256H246ZM131 258V257H130ZM255 258V257H253ZM215 259V258H214ZM135 260V259H134ZM181 260V259H180ZM251 259H249L248 261V257L246 260H244V262L246 264H250L252 262H250ZM120 261V260H119ZM125 261V260H124ZM132 261V260H131ZM183 261V260H182ZM202 261V260H201ZM168 262V261H167ZM166 262V263H167ZM169 263V264H172ZM197 262V261H195ZM194 262V263H195ZM119 263V262H118ZM137 263V262H136ZM181 263V264H183ZM205 263V262H204ZM211 263V262H210ZM130 264V263H129ZM244 264V263H243ZM253 264H255V262H253Z\"/></svg>",
    "mask_w": 264,
    "mask_h": 264
}]
</instances>
